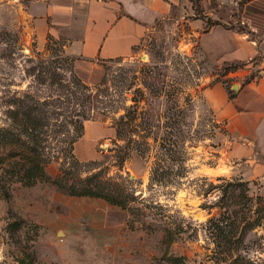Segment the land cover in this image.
I'll list each match as a JSON object with an SVG mask.
<instances>
[{"label": "rangeland", "instance_id": "374dc122", "mask_svg": "<svg viewBox=\"0 0 264 264\" xmlns=\"http://www.w3.org/2000/svg\"><path fill=\"white\" fill-rule=\"evenodd\" d=\"M18 1L0 0V264H264V143L244 146L202 97L263 56L218 67L191 26L261 44L250 0H187L131 56L90 69L52 36L39 49ZM91 120L112 132L81 162ZM79 192L110 199L99 237L54 227Z\"/></svg>", "mask_w": 264, "mask_h": 264}, {"label": "crops", "instance_id": "0c3cea01", "mask_svg": "<svg viewBox=\"0 0 264 264\" xmlns=\"http://www.w3.org/2000/svg\"><path fill=\"white\" fill-rule=\"evenodd\" d=\"M187 0H19L24 6L27 26L34 33L39 49L49 37L64 41L63 54L78 61L80 67L93 68L99 62L125 58L141 45L160 20L170 18ZM264 17V0H250L245 11ZM192 33L198 36L202 52L218 67L248 63L261 55L259 71L245 81L253 63L230 75L243 78L228 85L216 81L204 88L202 97L217 120L228 127L244 146L252 149L264 143V41L258 44L232 28L195 19ZM238 85L237 89H233ZM112 129L100 121H87L82 137L74 146L81 162L97 160L98 144L110 136ZM243 147V144L241 145ZM68 212L54 224L55 229L93 232L94 238L108 229L109 204L102 198L62 195ZM95 210L92 217L87 211Z\"/></svg>", "mask_w": 264, "mask_h": 264}, {"label": "trees", "instance_id": "16d2710c", "mask_svg": "<svg viewBox=\"0 0 264 264\" xmlns=\"http://www.w3.org/2000/svg\"><path fill=\"white\" fill-rule=\"evenodd\" d=\"M216 24H220V23H214L212 24L210 21H208V27H212L213 25H216ZM71 195L73 196H86V197H93V198H102L106 201H109L110 199L104 195H101V194H97L95 192H89V193H85V192H79V193H72ZM110 202V201H109Z\"/></svg>", "mask_w": 264, "mask_h": 264}, {"label": "water", "instance_id": "95a60500", "mask_svg": "<svg viewBox=\"0 0 264 264\" xmlns=\"http://www.w3.org/2000/svg\"><path fill=\"white\" fill-rule=\"evenodd\" d=\"M238 88V85H234L233 89H237Z\"/></svg>", "mask_w": 264, "mask_h": 264}]
</instances>
